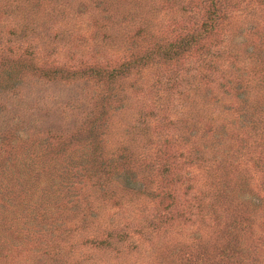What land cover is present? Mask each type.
Masks as SVG:
<instances>
[{"label": "rangeland", "instance_id": "rangeland-1", "mask_svg": "<svg viewBox=\"0 0 264 264\" xmlns=\"http://www.w3.org/2000/svg\"><path fill=\"white\" fill-rule=\"evenodd\" d=\"M122 66L113 90L89 74ZM99 129L115 178L74 177ZM21 162L55 163L63 201L0 264H264V0H0V175Z\"/></svg>", "mask_w": 264, "mask_h": 264}, {"label": "trees", "instance_id": "trees-1", "mask_svg": "<svg viewBox=\"0 0 264 264\" xmlns=\"http://www.w3.org/2000/svg\"><path fill=\"white\" fill-rule=\"evenodd\" d=\"M211 29H212V25H211ZM172 44H173L172 46L174 47L169 46L167 48L168 50L167 52H169L170 54L166 53V57H168L169 59L177 58L178 56H180V53L183 50H187L189 47L188 42L185 41L184 39H179V41H176L175 43H172ZM179 50H181V52ZM128 68H129L128 66H122L121 68H118V69L111 68L109 70H106V72H102L100 68H95V70L92 69L89 72V74L90 76H93L97 78L98 80H101V78L103 77V81L107 83L106 87L113 90L114 83L116 82V80L118 78L125 77L126 72H127L126 70ZM105 115H106V111H102L99 116H93V113H92L91 116L93 118L91 117L92 120L90 122L91 134L97 128L96 126L98 125V123H101L104 120ZM99 133H100L99 139H93L91 141L92 149L89 155V159L91 161L92 166H95V163L100 164V165L103 163L102 165L103 167H100L98 172H97L98 167H95L93 172L92 170H89V169L88 170L83 169L82 172L71 173L74 177L77 175L83 174L84 176L87 175V177L90 178V177L98 176L99 173H107L106 178L110 180H113V177L115 178V176L113 175L117 173V168H115L114 160H116V158L114 154L118 150L117 144H115L114 146L110 143L113 137L112 136L109 137L106 132L104 131L102 132L99 129ZM54 137L57 140H59V143H65L69 139V136L68 137L65 135L63 136L62 133L54 135ZM108 145L112 147L109 148ZM57 148H58V151L56 152V154L60 156L59 153L63 150V148H61L60 144L56 147V149ZM169 149L170 147L168 146L166 149H160L159 152L160 153L164 151L169 152ZM65 150L66 151H63L62 156H64L65 154L69 152L67 151V149ZM38 153L39 155H44L46 151L40 149ZM169 153L171 155V152ZM51 165L52 164L48 165L47 167ZM55 166L56 164L54 163V166H52L51 168L47 170H44L45 168L42 167V165L37 166L35 164V166L31 165L29 167L28 165H25L24 163L21 162L20 167L17 166V168L14 169V171L13 170L12 171L9 170L8 172L4 171L0 175L2 179L1 187L5 188L3 189L2 192L5 194V196L8 195L7 200H6L7 203L0 206V247L5 246L6 243H8L9 245L11 244V241L9 239L10 233L9 232L6 233V230L9 229L11 226L15 225L16 229H19L20 227L18 226H21V223L30 224L29 222H27V220H25L27 218H34L35 221H41L42 218L48 220L51 217V213L53 212V207H52L53 202L57 203L58 206L61 204V202L63 201L62 196H60L61 181H62L63 175H61L59 178H55V177L53 178V175H55L56 171L58 170ZM74 170L75 169L72 168V171ZM42 173L49 174L48 175L49 178L44 175L42 179ZM168 183L174 184L173 179L170 178ZM128 187L131 189L132 192L142 193L146 191V194L149 193L150 195V191L148 190V188L144 190H140L138 189V187L134 189V186L132 185ZM168 187L170 186H167V185L163 186L164 191L163 190L162 191L165 193ZM17 191H21V192L23 191V194H24L23 197L18 198L16 196ZM113 196L115 197V195ZM110 198H111V195L108 194L106 197H103L101 201L102 200L107 201ZM23 199H27L28 201L24 203ZM35 203L38 205L37 207H34L30 210V213H33V211H35L32 215L26 216V217L19 216L20 210H24L26 208L29 209L31 204H35ZM95 208H97V206ZM32 236L34 237V234H32ZM96 240L97 239L95 238L92 239V241H96ZM99 243L102 244L103 240L99 239L98 244ZM109 243H107V245H109ZM223 251L227 252L228 250L227 251L223 250ZM228 253L231 254L232 257L234 258L233 263L235 264L240 263V261L241 262L245 261V259L242 257L243 249H240V246L239 248L237 246L236 247L233 246L231 251H228Z\"/></svg>", "mask_w": 264, "mask_h": 264}]
</instances>
